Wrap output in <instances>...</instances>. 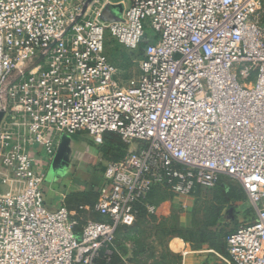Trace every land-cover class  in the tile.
<instances>
[{
    "label": "built area",
    "instance_id": "1",
    "mask_svg": "<svg viewBox=\"0 0 264 264\" xmlns=\"http://www.w3.org/2000/svg\"><path fill=\"white\" fill-rule=\"evenodd\" d=\"M106 31L132 53L146 42L126 82ZM0 113V264H111L154 190L193 197L223 177L254 212L229 257L264 264V0H0ZM83 131L128 151L103 173L102 220L80 224L47 208L35 163Z\"/></svg>",
    "mask_w": 264,
    "mask_h": 264
},
{
    "label": "rangeland",
    "instance_id": "2",
    "mask_svg": "<svg viewBox=\"0 0 264 264\" xmlns=\"http://www.w3.org/2000/svg\"><path fill=\"white\" fill-rule=\"evenodd\" d=\"M145 34L148 40L154 38L150 29ZM105 54L119 69L118 78L126 82L138 75L137 55L120 45L109 31L105 33ZM65 137L72 159L70 166L52 173L51 161L44 154L35 163L36 170L46 176L42 191L48 209L61 201L63 195L71 196L96 184L99 187L106 166L128 151L118 145L102 147L87 131ZM146 202L154 205L156 211L148 214L141 209L136 225L120 232L117 244L122 258L116 264H185L183 256L170 249V242L175 239L183 240L192 252L187 262L234 264L227 253L226 238L240 225L254 220L246 193L237 181L228 177H223L214 189L203 190L193 197L160 190Z\"/></svg>",
    "mask_w": 264,
    "mask_h": 264
},
{
    "label": "crops",
    "instance_id": "3",
    "mask_svg": "<svg viewBox=\"0 0 264 264\" xmlns=\"http://www.w3.org/2000/svg\"><path fill=\"white\" fill-rule=\"evenodd\" d=\"M71 148L74 149L75 148L74 145H72ZM68 151H69V148L67 149L68 161H67V163L65 165V168L70 166L71 163H72L71 162L72 159H71L70 154L68 153ZM41 154H42V150L39 149V155L41 156ZM52 162L53 161H51V164H52ZM93 191L94 192L97 191V184L94 185L92 188L86 189L85 191L81 190L79 192H75L71 196L63 195L61 201L55 202V206L54 207H52V206H49V207H50L51 210H56V209H58L61 206H64V205L67 206V208L69 209V211L71 212L73 217L75 219H77L80 222V224L85 223L87 220L100 219V217L96 213H94V211H93V206L95 204L94 197H89L88 196V194L93 192ZM80 207H84L85 209L84 210H80L79 209ZM170 249L174 253L182 255L183 259L185 261V264H192L190 262H187L188 258H190L192 256L191 255L192 252L188 250V246L183 240H181V239L172 240L170 242Z\"/></svg>",
    "mask_w": 264,
    "mask_h": 264
},
{
    "label": "trees",
    "instance_id": "4",
    "mask_svg": "<svg viewBox=\"0 0 264 264\" xmlns=\"http://www.w3.org/2000/svg\"><path fill=\"white\" fill-rule=\"evenodd\" d=\"M145 46H146V42L143 43V44L140 46V48H139V50H138L137 52L132 53V54L137 55L138 59H141L142 56H143V51H144ZM113 145H114V147H115V145H118V146H121L123 149H126V146L122 143L120 137H118L117 135H114V134H106V135L104 136L103 145H101V146H102V147H104V146H105V147L109 146V148H110V146H113ZM125 152H126V150H125ZM125 152L123 151V153H122V155L120 156L119 160H120V159L126 154ZM119 160H117V161H119ZM105 169H106V168H105ZM221 182H222V179H221V181L218 183V185H219ZM218 185H217V186H218ZM217 186H216V187H217ZM97 188H98V187H97ZM241 188H242V187H241ZM160 190H161V189H156V190H154V191L151 193V195H150L149 197H151L153 193H155V192H157V191H160ZM201 191H202V190H201ZM201 191H198V192L196 193V195H197L199 192H201ZM244 193H245V191H244ZM88 196H89V197H94L95 202H96L97 197H98V190H97L96 192L93 191V192L89 193ZM144 211H145V210H144ZM141 212H142V211H141ZM145 212H146V211H145ZM97 220L99 221V220H101V218H100V219H97ZM122 230H125V229H121L120 232H121ZM120 232H119V234H120ZM119 234H118V236H119ZM227 253H228V252H227ZM228 256H229V254H228ZM121 258H122L121 255H116V256L113 258V261H112L111 264L119 263V262L121 261Z\"/></svg>",
    "mask_w": 264,
    "mask_h": 264
},
{
    "label": "water",
    "instance_id": "5",
    "mask_svg": "<svg viewBox=\"0 0 264 264\" xmlns=\"http://www.w3.org/2000/svg\"><path fill=\"white\" fill-rule=\"evenodd\" d=\"M92 0H88V3H91ZM121 12V11H120ZM113 15L111 13V11L108 9L105 11L104 13V19L106 20H110L112 21L113 20ZM42 58V57H41ZM1 118H2V114L0 113V121H1ZM67 144H66V137L64 136L62 138V142H61V145L58 149V152L52 162V166H51V170H52V173L56 172V171H59V170H62L63 168H65V165L68 161V158H67Z\"/></svg>",
    "mask_w": 264,
    "mask_h": 264
}]
</instances>
